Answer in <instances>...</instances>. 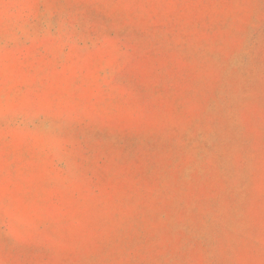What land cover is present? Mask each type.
I'll return each instance as SVG.
<instances>
[{"label":"rangeland","instance_id":"obj_1","mask_svg":"<svg viewBox=\"0 0 264 264\" xmlns=\"http://www.w3.org/2000/svg\"><path fill=\"white\" fill-rule=\"evenodd\" d=\"M0 264H264V0H0Z\"/></svg>","mask_w":264,"mask_h":264}]
</instances>
